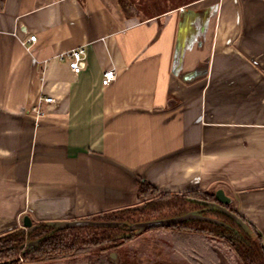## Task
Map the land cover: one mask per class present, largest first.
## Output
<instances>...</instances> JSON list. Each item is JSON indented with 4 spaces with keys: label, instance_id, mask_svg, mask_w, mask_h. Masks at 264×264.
<instances>
[{
    "label": "crops",
    "instance_id": "obj_1",
    "mask_svg": "<svg viewBox=\"0 0 264 264\" xmlns=\"http://www.w3.org/2000/svg\"><path fill=\"white\" fill-rule=\"evenodd\" d=\"M130 2H0V235L134 206L143 179L223 189L264 242V0Z\"/></svg>",
    "mask_w": 264,
    "mask_h": 264
},
{
    "label": "trees",
    "instance_id": "obj_2",
    "mask_svg": "<svg viewBox=\"0 0 264 264\" xmlns=\"http://www.w3.org/2000/svg\"><path fill=\"white\" fill-rule=\"evenodd\" d=\"M2 0H0L1 2ZM123 11L129 13L133 5L130 0H118ZM139 193L143 194L145 191L149 190L152 193H157L154 197L147 201V205H144L146 208H160V209H170L172 210V215H178L187 211L201 210L205 207L203 203L197 202L198 200H206L214 202L215 198L213 193H207L200 190L189 191L185 193H171V192H161L153 184L151 185L147 181L138 182ZM159 192V193H158ZM145 203V204H146ZM193 206V207H192ZM201 208H200V207ZM192 207V208H191ZM232 212L237 213L235 210L228 207ZM138 208H122L111 211L101 212L97 215H101L95 219L102 220H117V217L121 216L127 217L134 216L130 212H135ZM209 214H205L208 213ZM205 215L215 216L219 218L224 223H216L212 221H203L199 219H190V224L184 225L180 224V227H177V223L171 226H165L166 229H170L173 234L178 236L184 241V244L191 245V249H197L196 242L190 241V239H219L223 243H226L229 248L234 250L236 254L237 261L239 264H264V243L258 231L251 226L252 232H247L243 234V237L246 238L247 249L242 250L237 247L234 243H227L228 241L224 240L225 237L223 229H228L229 226L239 225L235 220L223 212L217 210H208L202 212ZM239 215V213H237ZM170 214L166 216H172ZM124 220V219H123ZM187 222V221H186ZM117 229H120L119 226H109V227H100V226H74L68 228L56 229L55 225H49L45 222H39V226L31 230L29 234H26L20 228L8 232L5 236H0V258H6L8 256L13 257L17 255L16 259L13 260L11 264L18 263L21 259L26 262H39L44 260H55L58 258H70L76 257L78 253L87 251V248L90 249L91 246H99L98 251L95 256L92 258L91 264H110V261L107 257L106 250L115 245H121L119 240L126 239L128 237H121L116 235L115 232ZM34 237V238H33ZM4 240L2 243L1 240ZM38 240L37 245L31 250H25V242L27 240ZM195 240V241H196ZM235 245V246H234ZM211 255L208 258L203 257L201 260H196L193 258L192 261L194 264H211L213 260L218 258L215 256V253L210 247ZM117 254H119L117 252ZM118 261L115 264H131L132 260L124 258L121 254L118 255ZM135 264H138L134 262Z\"/></svg>",
    "mask_w": 264,
    "mask_h": 264
},
{
    "label": "rangeland",
    "instance_id": "obj_3",
    "mask_svg": "<svg viewBox=\"0 0 264 264\" xmlns=\"http://www.w3.org/2000/svg\"><path fill=\"white\" fill-rule=\"evenodd\" d=\"M141 2V1H140ZM155 8V6H154ZM135 12V6L133 7ZM203 191V190H200ZM207 193H212L208 191H203ZM159 193V192H158ZM157 193L151 192L149 190L145 191L140 197L139 204L150 197H154ZM203 201V200H202ZM206 201V200H205ZM135 207L140 209L142 205ZM161 211H164L160 209ZM166 211V210H165ZM149 211L138 210L135 212H130V214L135 215V217H142L145 214H149ZM156 214V213H154ZM238 215V214H237ZM101 215L88 216L85 218L95 219ZM10 232V231H9ZM8 232L1 234L0 236H5ZM5 239L1 240L3 243ZM192 238L190 241L196 242L197 249L192 248L191 245L187 243L184 244V241L173 234L170 229L166 228H153L147 229L141 233L135 234L126 239H121V245L117 250H113L117 254H121L124 258L132 260L131 264H194L192 259L201 260V258L211 255L212 247L217 260H213L211 264H239L235 253L226 243H223L219 239H202ZM99 246H91L90 249L87 248V251H82L78 253L76 257L70 258H58L55 260H44L39 262H26L22 259L16 264H91L92 258L95 256L98 251ZM117 254L116 258L118 259ZM17 255L13 257L0 258L1 261L12 260L11 262H5L0 264H11L15 260ZM116 261L110 260V264H115ZM115 260V259H114Z\"/></svg>",
    "mask_w": 264,
    "mask_h": 264
},
{
    "label": "water",
    "instance_id": "obj_4",
    "mask_svg": "<svg viewBox=\"0 0 264 264\" xmlns=\"http://www.w3.org/2000/svg\"><path fill=\"white\" fill-rule=\"evenodd\" d=\"M139 181H143V179H140ZM214 202L210 201H202L198 200L197 202L203 203L206 206L205 208L201 210H190L178 215H173V216H166V217H158V218H151V219H146V220H139L136 222H127V221H117V220H100V219H90V218H77V219H69V220H54V221H46L45 223L49 225H55L56 229H61V228H68V227H74V226H100V227H109V226H123V225H128L127 230L130 231L127 234L122 235L121 237H131L135 234L141 233L149 228H154V227H162V226H171L176 224L177 222H182L185 220L189 219H196L200 218L201 216L203 219H206L208 221L216 222V223H224L222 220L219 218H216L215 216H209L203 214L204 211L208 210H217L220 212H223L225 214H228L229 217H231L233 220H235L242 229L245 231L251 233L252 230L250 226L244 222V220L237 215V213L232 212L228 206H230L232 202V198L228 196L223 189H217L214 191ZM122 208H132L134 209L135 206H130V207H122ZM121 209V208H119ZM22 228H20L22 231H24L26 234H29L31 230L39 226V222L33 223L32 220L28 215H23L22 216ZM38 240H27L25 242V250L28 252L31 251L36 245H37ZM117 254L115 252L112 253V260L116 261V256ZM115 259V260H114ZM12 260H7V261H1L0 263H5V262H11Z\"/></svg>",
    "mask_w": 264,
    "mask_h": 264
},
{
    "label": "flooded vegetation",
    "instance_id": "obj_5",
    "mask_svg": "<svg viewBox=\"0 0 264 264\" xmlns=\"http://www.w3.org/2000/svg\"><path fill=\"white\" fill-rule=\"evenodd\" d=\"M138 182H139V180H138ZM143 194L141 193H139V188H138V190H137V199H138V202H137V206H138V204H139V201H140V197L142 196ZM213 196H214V193H213ZM151 198H148V199H145L144 201H142L139 205H142L141 206V208L140 209H138V210H143V211H149L148 213L149 214H145L144 216H142V217H135V215L134 216H129V215H127V217L125 216H121L120 218H116V219H120L121 221H127V222H136V221H139V220H146V219H151V218H158V217H166V215H168V214H170V215H172V210H170V209H166V211H165V209H162V210H164V211H161L160 210V208L158 209V208H156V207H154V208H149V207H145L144 205H147V201H149ZM205 201V200H204ZM146 203V204H145ZM136 205H134L135 207H137ZM206 206H208V205H201V207H206ZM193 207V206H192ZM191 207V208H192ZM200 207V206H199ZM200 207V208H201ZM228 207H230V206H228ZM231 208V207H230ZM117 209H119V208H117ZM193 209H195V208H193ZM193 209H191V210H193ZM232 209V208H231ZM113 210H116V209H113ZM138 210H136V211H138ZM154 213H156V214H154ZM205 214H209V212L208 213H205ZM173 216V215H172ZM201 216H203V215H201ZM200 216V218H196V219H199V220H203V221H206V219H203L202 217ZM124 219V220H123ZM187 221V222H186ZM245 221V220H244ZM190 222H192V221H190V219L189 220H185V221H182V222H177V227H180L179 225L180 224H184V225H187V224H190ZM247 223V222H246ZM248 225H249V223H247ZM250 226V228H251V225H249ZM127 227H128V225H123L122 227L120 226V229H117L116 230V232H115V234L117 235H124V234H127L128 232H130V231H128L127 230ZM154 228H165V226H162V227H154ZM149 229H153V228H149ZM224 231H223V233L222 234H224V240H226V241H228L227 243H234L237 247H239V248H241L242 250H246L247 249V245H246V238H244L243 237V234H246L247 233V231H245L244 229H242V227L240 226V224L237 226V225H234V227L232 226H229L228 227V229H223ZM146 231V230H145ZM34 238V237H33ZM264 243V242H263ZM234 245V246H235ZM120 245H113V246H111V247H109L107 250H106V252H107V257H108V259L109 260H112L113 258H112V253H113V250H117V248L119 247ZM233 252H234V250H233ZM236 255V254H235Z\"/></svg>",
    "mask_w": 264,
    "mask_h": 264
},
{
    "label": "built area",
    "instance_id": "obj_6",
    "mask_svg": "<svg viewBox=\"0 0 264 264\" xmlns=\"http://www.w3.org/2000/svg\"><path fill=\"white\" fill-rule=\"evenodd\" d=\"M36 40V36L34 34H30L26 39L22 40V44L28 50L31 44ZM60 58L64 59L69 67V69L75 73H80L86 64V50L84 46H78L67 50L61 53ZM115 79V72L113 69H107L103 72L101 83L104 86H107ZM54 98L52 96H43L39 97L38 101L35 105L32 106L30 111L33 115L38 118L43 115L44 112L42 110V105L47 103L54 102Z\"/></svg>",
    "mask_w": 264,
    "mask_h": 264
}]
</instances>
